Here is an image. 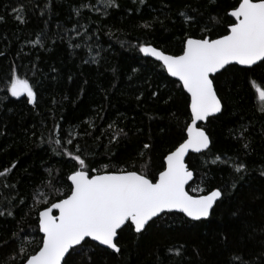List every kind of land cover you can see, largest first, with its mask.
I'll return each instance as SVG.
<instances>
[{
    "label": "trees",
    "instance_id": "obj_1",
    "mask_svg": "<svg viewBox=\"0 0 264 264\" xmlns=\"http://www.w3.org/2000/svg\"><path fill=\"white\" fill-rule=\"evenodd\" d=\"M238 2L115 0L118 7L106 8L103 0H0V172L8 170L0 176V264H23L39 250L38 211L68 193L67 177L79 167L65 151L81 155L89 169L107 165L104 171L155 180L186 138L189 99L139 45L179 55L187 37L216 39L227 33ZM14 8L25 9L23 22ZM241 69L215 76L222 112L200 126L209 148L186 159L190 195L222 191L209 218L171 213L142 234L125 228L119 253L90 242L70 264L264 261V103L253 87L264 84V67ZM13 71L33 87V104L7 92ZM240 163L246 168L237 173Z\"/></svg>",
    "mask_w": 264,
    "mask_h": 264
},
{
    "label": "snow or ice",
    "instance_id": "obj_2",
    "mask_svg": "<svg viewBox=\"0 0 264 264\" xmlns=\"http://www.w3.org/2000/svg\"><path fill=\"white\" fill-rule=\"evenodd\" d=\"M140 2L143 3V0ZM31 3L32 0H29ZM103 6L118 7L115 0H103ZM44 7L47 8L48 4ZM24 11V8L13 9L21 22ZM74 11L79 15L78 9ZM229 15L234 22L226 29L227 34L216 39L187 37L179 55H169L155 47L139 45V51L161 61L167 73L177 78L187 93L191 123L186 126V138L165 157L166 167L155 180L136 171H104L107 165L102 169H89L81 155L65 151L64 154L75 160L79 167L67 177V181H70L68 193L38 211L42 246L34 254L23 257V264H70V258L85 252V245L90 242L119 253V238L125 228L142 234L150 222L154 223L173 212L183 213L196 221L210 216L214 203L222 197V191L214 189L206 195H190L185 190L194 175L186 166V156L190 152L202 155L210 143L197 122L207 121L222 112V101L214 84L216 74H221V70L227 71V66H245L241 70L246 72L264 67V0H239ZM70 47L79 48L81 45ZM90 62L95 63V57ZM253 87L258 101L264 103V84H254ZM7 92L15 98L26 95L28 104L36 100L29 81L20 78L15 71L7 85ZM120 132L122 130L115 135ZM55 143L59 146L61 140L57 139ZM67 143L72 141L68 140ZM149 147L148 144L144 145L146 149ZM219 159L217 156L216 160ZM245 168L240 163L235 167V172L240 173ZM7 171L0 172V176ZM53 210H57L58 215H54ZM2 215L4 213L0 212ZM7 215L12 216L13 213L9 211ZM23 243L20 245L21 251ZM175 255H180L179 249L175 250ZM81 264L84 262L81 261ZM232 264L249 262L242 257H233ZM260 264H264V261Z\"/></svg>",
    "mask_w": 264,
    "mask_h": 264
},
{
    "label": "water",
    "instance_id": "obj_3",
    "mask_svg": "<svg viewBox=\"0 0 264 264\" xmlns=\"http://www.w3.org/2000/svg\"><path fill=\"white\" fill-rule=\"evenodd\" d=\"M230 13V12H229ZM229 13H228V16L230 17V15H229ZM232 20H233V22H234V18H232V17H230ZM227 34V33H226ZM152 47V46H151ZM158 50V49H157ZM160 51V50H159ZM142 55H143V57H145V58H148V59H151L152 61H155V62H157V63H159L162 67H163V64H162V62L161 61H157L154 57H152V56H148V55H145L144 53H142ZM259 63V62H258ZM235 66H237V67H239V68H244L245 66H240V65H235ZM227 67H229V66H227ZM163 69H164V67H163ZM165 70V72H166V74H167V76L169 77V78H171V79H173V80H175L176 82H178L179 84H180V82L178 81V79L177 78H175V77H171L168 73H167V71H166V69H164ZM221 71H223V70H221ZM217 75V74H216ZM180 86H181V88L183 89V87H182V85L180 84ZM184 91V90H183ZM185 92V91H184ZM185 94L187 95V93L185 92ZM187 97H188V95H187ZM188 99H189V97H188ZM190 102V101H189ZM189 112H190V108H189ZM220 113H217V114H215V116L214 117H216V116H218ZM210 118H213V117H210ZM207 121H200V122H197V125L200 127L201 125H204L205 123H206ZM190 123H191V121H190ZM189 123V124H190ZM202 129V128H201ZM203 130V129H202ZM204 131V130H203ZM206 134V133H205ZM207 135V134H206ZM185 136H186V132H185ZM209 146H210V143H209ZM207 150V149H206ZM206 150H204V151H206ZM203 151V152H204ZM191 154H197V153H189L187 156H186V159H187V157L189 156V155H191ZM163 164H164V167H166V161H165V158H164V160H163ZM186 166H187V164H186ZM191 181L192 180H190L189 181V183L185 186V190L187 191V187H188V185L191 183ZM68 183L70 184V181H68ZM209 194V193H208ZM206 195V194H205ZM220 199V198H219ZM218 199V200H219ZM217 200V201H218ZM216 201V202H217ZM216 202L214 203V205L216 204ZM214 207V206H213ZM212 211V210H211ZM174 214H180V215H182L183 217H185L186 219H188V220H190V221H193V222H197L196 220H192L191 218H188V217H186L183 213H179V212H173ZM53 214L54 215H58V211L57 210H53ZM210 214H211V212H210ZM209 218V217H208ZM207 218V219H208ZM207 219H201V220H199V221H203V220H207ZM39 234H40V236H41V238H42V236H43V234L42 233H40L39 232ZM92 243H94V244H96V242H92ZM41 246H42V241H41ZM99 247H101V248H103V249H105V247L104 246H99ZM108 250H110V249H108ZM111 252H113L112 250H110ZM115 253V252H114Z\"/></svg>",
    "mask_w": 264,
    "mask_h": 264
},
{
    "label": "rangeland",
    "instance_id": "obj_4",
    "mask_svg": "<svg viewBox=\"0 0 264 264\" xmlns=\"http://www.w3.org/2000/svg\"><path fill=\"white\" fill-rule=\"evenodd\" d=\"M21 97H23V96H21ZM24 97H26V95L24 96ZM20 98V97H19ZM27 98V97H26Z\"/></svg>",
    "mask_w": 264,
    "mask_h": 264
}]
</instances>
